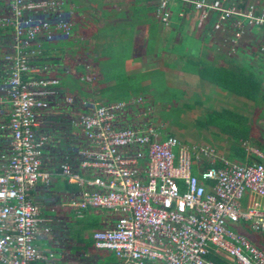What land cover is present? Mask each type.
Here are the masks:
<instances>
[{
	"label": "built area",
	"instance_id": "1",
	"mask_svg": "<svg viewBox=\"0 0 264 264\" xmlns=\"http://www.w3.org/2000/svg\"><path fill=\"white\" fill-rule=\"evenodd\" d=\"M173 1L197 12L200 21L214 16L213 29L229 34V53L248 27L264 25V7L254 2L157 0L156 13L165 26ZM61 4L10 0L0 14V28L12 33L0 82V112L4 99L9 102L7 120L0 121V138L2 132L9 137L0 153V264H48L52 254L34 240L48 237L51 228L30 191L39 182L48 186L54 174L80 187L76 206L116 214L112 225L92 233L94 247L117 259L106 264H264V244L231 228L241 222L264 234V152L257 148L252 151L259 160H230L206 145L188 147L151 122L124 121L123 114L142 104L141 97L116 102L83 98L74 117L85 140L77 167L67 161L44 167L47 136L38 127L58 93L59 78L35 61L43 52L36 39L70 37L71 12ZM178 15L184 16V10ZM259 52L264 55V43ZM249 193L261 200L250 198L244 207L241 200Z\"/></svg>",
	"mask_w": 264,
	"mask_h": 264
},
{
	"label": "crops",
	"instance_id": "2",
	"mask_svg": "<svg viewBox=\"0 0 264 264\" xmlns=\"http://www.w3.org/2000/svg\"><path fill=\"white\" fill-rule=\"evenodd\" d=\"M60 1L62 8L71 12L70 37L54 42H48L42 36L36 39V45L41 47L43 52L35 61L49 67L46 74L59 78L58 93L53 97L50 108L46 110L45 118L70 116L66 124L67 130L73 137L81 138L82 130L74 129L79 127L74 122L77 108L71 104L74 105L75 101L78 103L83 98L97 102H116L141 97L144 103H148V109H152L155 105L152 96L155 86L147 77L162 73L168 86L179 87L178 91H181L179 105L186 110L183 112V123L189 127V130L186 128L180 134L176 133L174 127H168L169 131L164 133L177 137L181 135L179 136L181 139L179 137L178 139L188 147L192 145L212 147L219 155L234 161H240L239 153L236 152L237 147L243 149L247 158L257 157L252 148L264 152V115L262 113L255 115L256 108L260 106H256L253 99L248 96L252 94L253 85L246 86L242 94H239L218 89L214 82L202 77L204 74H212V71L216 72L215 69L221 72L226 69L240 74L245 68L249 73L256 67L254 61L259 62L256 69L260 72L259 67L264 68L262 63L264 55L259 52V46L264 43V25L248 27L236 51L229 53V45L225 39L229 34L213 29L214 16L200 21L197 12L179 1L171 3L172 15L167 26L160 22L156 13L157 0ZM236 1L240 5L254 2L264 7V0ZM9 3L10 0H0V14L8 10ZM180 9L184 10L182 17L178 15ZM11 42V29H0V82L5 77L7 64L4 55L10 49ZM255 49L259 53L257 56ZM60 72L77 75L85 83L79 90L70 89L72 86L64 83L58 76ZM262 75L261 90L264 93V71ZM132 80L137 83L134 85ZM68 98L72 99L73 103L67 102ZM261 107L264 109V102ZM224 110L247 119L245 130L249 136L246 139L239 140L233 136L235 132L233 121L237 117L228 113L223 115L224 123L231 128L222 129L216 124L205 128L200 126L206 115L209 117L210 111L217 113ZM1 111L3 120L9 111V102L6 99ZM128 113L129 111H126L122 116L127 123L135 124L140 120L137 118L139 113L131 117ZM218 117L221 115L214 116L215 120H218ZM189 131V135H193L198 142L187 144L183 140L182 135H188ZM257 158L256 160H259V157ZM52 162L53 159L43 158V165L46 168L50 169ZM193 172L196 173V169ZM80 191L78 185L60 174H54L48 186L39 182L30 191V196L40 208L41 218L46 219L51 228L48 237H37L35 243L38 241L52 245L55 223H62L65 226L64 234L68 240L74 239L69 235L71 225L68 224L72 221V216H88L89 213L93 215L91 218L87 217L88 224L93 227L90 233L112 225L116 217L113 211L76 206L74 202L79 198ZM241 201L244 207L250 205V199L247 197ZM240 223L236 224L238 228L243 226L248 229ZM80 238L78 236L72 244V247H77L75 254L70 253L72 248L69 246H65L59 256L47 249L46 251L52 254L48 264H98V257L105 256L106 253L99 250L96 251V255L87 252ZM67 253L77 256V259L68 261ZM108 258L107 263L117 260L114 254Z\"/></svg>",
	"mask_w": 264,
	"mask_h": 264
},
{
	"label": "rangeland",
	"instance_id": "3",
	"mask_svg": "<svg viewBox=\"0 0 264 264\" xmlns=\"http://www.w3.org/2000/svg\"><path fill=\"white\" fill-rule=\"evenodd\" d=\"M255 27H259V26H255ZM255 48H256V44H255ZM257 49V48H256ZM255 49V50H256ZM255 55H259V53L257 52V50L255 51ZM260 60V58L258 59ZM255 62V66L257 67L259 62L258 61H254ZM264 63V62H262ZM244 67H247L244 63H242ZM256 67L251 70L254 73H257L258 70L256 69ZM260 68V72L258 73H262L264 71V68L259 67ZM245 69V68H244ZM251 69V68H250ZM162 73H160L159 75H153L151 77H147L149 78L150 81L153 82L154 86H155V92L152 94L153 101H154V106L152 109H148V103H142V104H138L135 105L134 107H132L128 113V116H134L135 114L139 113V116H137V118H139L140 120L144 121V122H151L153 124H156L160 127V129L162 130V132H166L169 131L168 127L170 128H175L176 133H179L183 130H185L186 128L188 129L189 127L187 126V124L183 123V112H185L186 110L183 109L181 107L180 102L178 100L179 96H181V91H178L179 87H170L165 83V77L161 75ZM58 76L60 77V79L64 82V83H68L70 86H72L70 89H77L79 90L81 85L85 83V81L81 80L80 77H78L77 75H71V74H67V73H59ZM133 84L135 85V83H137L135 80L133 81ZM221 89V88H218ZM224 90V89H223ZM220 92V91H219ZM225 93V91L223 92ZM226 94V93H225ZM71 99H66L67 102H69ZM257 113V114H256ZM264 115V109L262 107L260 108H256L255 110V115L258 116L260 114ZM219 114L216 112H212L210 111L209 113V117L208 115H206V119L205 121L202 122V125H200L201 127L204 126L205 127H210L211 125H219L222 129L225 127H230L227 124L224 123V117L223 114L221 115V119L218 117V120H215L214 116H218ZM262 115V116H263ZM241 117V116H240ZM211 119V120H210ZM139 120V121H140ZM246 118L245 117H241L240 118H236L233 121V127L237 124V125H244L246 123ZM209 122V123H207ZM243 122V123H241ZM135 123V122H134ZM245 126H247L245 124ZM231 128V127H230ZM74 129H78L80 130V127H74ZM237 128H235L234 130H236ZM189 130V129H188ZM190 131L188 133V135L183 136L182 138L183 140L187 143V144H191L193 142H198L197 139L194 138L193 135H189ZM181 137V135H179ZM178 136V137H179ZM218 136V135H216ZM179 137V138H180ZM181 139V138H180ZM246 197V194H245ZM247 197L250 199L252 198V201L255 200H261L258 197H255L252 195V193H249L247 195ZM244 200V199H243ZM242 202V201H241ZM69 208V207H68ZM90 210V209H89ZM49 215V214H48ZM93 215H89L88 216H81V217H76V216H72V221H70L68 224L71 225V227L69 228L70 231V236L73 237L74 239H67V236L64 234L66 232L65 226L62 223L59 224H54V230H55V237L52 243V245H47L46 242H36V244L39 246V248L43 251H46L47 249H50L54 252H56V256L60 255V251L65 249V246H69L70 249L72 248V254H75V251H77V247L73 246L72 244H74L73 242H75L74 240H77L78 236L81 237L80 239L82 240V242L85 245V250L87 252H91L93 254H97L96 251H98V249H96L93 246V240H90V237L92 236L91 230H92V225L88 224V219L87 217L91 218ZM95 216V215H94ZM241 224V223H240ZM231 228L235 231H239L241 233H243L249 240L251 241H256L253 238V234L251 233V231L245 227H241L238 228L236 225H231ZM56 243V244H55ZM103 253H106L105 256L102 257H98V264H104L109 262V256H113V254L108 251V250H99ZM98 251V252H99ZM70 253H67V260L71 261H75L77 259V256L75 255H71ZM47 255H49L50 253L47 252ZM50 259V256H49Z\"/></svg>",
	"mask_w": 264,
	"mask_h": 264
},
{
	"label": "trees",
	"instance_id": "4",
	"mask_svg": "<svg viewBox=\"0 0 264 264\" xmlns=\"http://www.w3.org/2000/svg\"><path fill=\"white\" fill-rule=\"evenodd\" d=\"M3 30H6V28H3ZM205 71L207 72V70ZM215 71L216 72L212 71L213 73L210 75L204 74L202 75V77L204 79L214 82L221 89L229 90L239 94H242V90L246 86L250 87L251 85H253V91L251 94L252 96L250 94L248 96L253 99L256 106H262V103L264 102V93L261 90V86L263 83L262 73H254L253 71L247 73L245 69H243V71H240V74L231 72L226 69H223L222 72L217 69H215ZM74 105L71 104L72 107L77 108L76 101ZM68 106L71 107L70 105ZM217 113L219 115H227L226 113H228L232 116H236L237 118L241 119L240 115H234V113H231L229 111L224 110L222 112ZM45 116L46 111L42 115L41 124L38 127V133H42L47 136L43 158L47 157L49 160L53 159L51 168H57L60 163L65 161H67L72 167H77L80 160L78 150L85 145L84 138L73 137L72 134L67 130L66 124L68 123L67 121H69L70 119L68 117L70 116L66 117L65 115H60L54 118L52 116H47V118H45ZM4 120H7V117H5ZM234 127L237 129L235 130L233 136L237 139L244 140L249 136L247 134L248 132H246L245 130V125L239 126L236 124ZM1 134H3L4 136L0 138V153L4 149H6V143L9 139V137H7V132H2ZM236 152L239 153L238 160H240L241 162H250L252 160L258 159L256 156H251V158H247L246 155H244L243 149H241L240 147L236 148ZM251 233L253 234V238L258 244H264V234L262 232L251 231ZM215 260L220 263H223V260L219 258Z\"/></svg>",
	"mask_w": 264,
	"mask_h": 264
},
{
	"label": "bare ground",
	"instance_id": "5",
	"mask_svg": "<svg viewBox=\"0 0 264 264\" xmlns=\"http://www.w3.org/2000/svg\"><path fill=\"white\" fill-rule=\"evenodd\" d=\"M54 239V238H53Z\"/></svg>",
	"mask_w": 264,
	"mask_h": 264
}]
</instances>
